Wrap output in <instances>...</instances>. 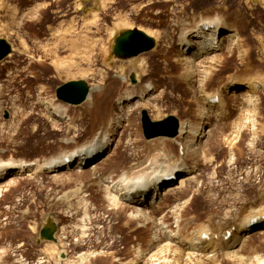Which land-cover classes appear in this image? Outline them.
<instances>
[{
	"label": "rangeland",
	"instance_id": "obj_1",
	"mask_svg": "<svg viewBox=\"0 0 264 264\" xmlns=\"http://www.w3.org/2000/svg\"><path fill=\"white\" fill-rule=\"evenodd\" d=\"M214 15H221L226 20L224 34L229 28L236 29L234 40L241 45V51L229 53V44H224L219 52L221 63L218 62L216 66L222 68L214 71L211 80L203 81L200 86L206 93L220 87L224 109L219 112L222 114H218V119L209 107L205 106L204 109L206 113H212L208 130L218 129L212 146V153L217 156L215 165L203 168L204 177L200 183H190L184 189V194L168 200L169 204H175L178 198H190L188 207H184L182 212V230L187 236L193 234L187 227H194L202 220L209 219L208 224L213 230V227L229 226L231 219L227 216H241L247 212L246 201L255 197L258 191L244 183L245 174L251 175L253 183L258 177H264V89L254 93L253 106L257 108V114L252 122H247L238 140V149L222 141L223 136L231 134L240 118L244 117L243 111L248 106L245 97H232L237 84L229 83L230 76L246 71L242 70L244 67L237 54H245L248 67L253 73L264 75V0H0V38L6 39L12 46L10 54L0 61V72L5 74L0 81V157L16 164L0 186V247L4 246L8 250L6 252L10 253L2 258L4 262L0 264H17L16 258L26 264L36 263L37 260L38 264L41 261V264H60L62 260L78 263L83 258H86L84 263L87 264L93 261L98 264H154L151 259L141 257L142 251H149V244L142 241L141 246H137L131 238L138 235L147 239L151 234L150 228L131 232V225L122 224L126 218L124 214H110L111 211L107 209L110 190L99 180L101 173L95 175L90 166L84 172L76 168L62 172L28 171L19 176L11 175L16 173L18 163L59 157L72 151L92 136L99 125L105 122L107 115L115 117L118 108L113 102L116 95L125 88L119 75H125L131 84H136L138 80L144 82L150 76L155 80L162 79V75H142L134 67L129 69L130 59L136 61L135 66H138L150 51L164 44V40L157 37L156 31H165L170 27L173 29L172 25L180 22V19H187L191 23L189 19L193 18L196 19L195 23ZM39 18L44 19L45 23H38L36 20ZM47 23H55V27L62 31L67 28L72 32V39H78L79 52L71 59L68 46H55L63 48L58 51L60 59L63 58L61 62L58 59V69L56 64H52L53 57L49 54L55 49L53 41H48L52 43L49 46L45 45L47 42H41L52 33L45 31L42 34ZM134 28L153 37L155 46L130 58L115 56L113 48L116 36L123 30ZM35 30L40 34L39 39ZM176 51H172L171 56L176 55ZM173 59L171 62L176 66L172 71L175 81L176 73L182 70ZM133 74H137L134 76L135 81L131 78ZM70 80H84L90 88L100 86L106 93L105 112L102 111L103 116H100L102 119H98L99 122L94 126L89 127L88 123L80 126L82 131L79 136H75L69 126L84 115L88 102L70 105L56 96L57 88ZM14 81L19 83L18 88L13 84ZM257 81L264 84V76ZM112 84L116 85L108 93V87ZM175 86L173 82L162 84V95L155 100L157 106L145 107L150 117L162 120L175 115L179 123L184 120L199 122L204 108L200 107V101H204L201 92L196 96L189 84L181 85L180 90ZM176 94L180 95L179 100L175 99ZM56 105L64 107L69 116L60 118L54 115ZM143 110L139 108L132 111L122 122L123 126H118L122 132L123 150L128 149L129 145H142L147 140L141 121ZM172 145V151L177 153V145ZM165 146L166 140H155L151 149L158 150ZM130 158L129 155H116L103 170L118 171L121 164L129 162ZM211 197H215L216 201L212 202ZM50 215H54L59 227L58 243L44 239L40 234ZM64 246L68 252L60 254V248L62 251ZM210 246L202 244L192 249L184 243L182 250L177 246L171 247L175 251L168 252L170 261L162 263L176 264L177 258V264H258L256 260L259 257L264 259V234H254L249 238L244 246L245 251L243 249V252L235 253L234 259L237 260L232 258L230 261L231 257L218 243H215L214 249ZM158 248L161 249V246L154 251H158ZM40 257L48 262L40 260L43 259Z\"/></svg>",
	"mask_w": 264,
	"mask_h": 264
},
{
	"label": "bare ground",
	"instance_id": "obj_2",
	"mask_svg": "<svg viewBox=\"0 0 264 264\" xmlns=\"http://www.w3.org/2000/svg\"><path fill=\"white\" fill-rule=\"evenodd\" d=\"M216 15L212 17H204L203 19L195 23L194 20L196 21V19L193 18L189 19V22L191 23H188L187 19H180V22L172 25L174 27L173 29L170 27L165 31H156L157 37L163 39L164 44L162 43V45L150 51L138 66H135L136 61H132L130 59L129 69H133L134 67V70L137 69V71L142 75H151L152 73L162 75V79L155 80L150 76L144 82H139L138 80L136 84L134 82V84H131L129 83L125 75H119V77L122 78L121 82L125 85V88L123 89V91L119 92V94L116 95V98L113 102L118 108V113L114 114L115 117L112 115H107V117L105 118V122L99 125V128L92 134V136L86 141L77 145L72 151L62 154L59 157L52 156L49 159L43 158L28 160L25 161V163H18L19 167L16 173L12 174L11 176H19L20 174L23 175L28 171L62 172V170L69 171L76 170V168L78 171L84 172L87 167L90 166L95 175L101 173V177L99 178V180L103 182V185L106 184L105 187L110 190L108 195L109 201H107V209L111 211L110 214H114L115 216L124 214L126 218L123 219L122 224L131 225V232H135L137 231V229L141 228H150L151 234L147 237V239L140 238L138 235L131 237L132 242L137 246H141L142 241H145V243L149 244V251H147L146 253L142 251V256L140 255L141 257H146L145 259H151L154 264H159L162 262L168 263L170 261L168 252L175 251L171 247L177 246V248L184 249L183 244L186 243L189 244L193 249L202 244H211L209 248L214 249L215 243H218L222 249L226 250V254L231 257L229 258L230 261L232 258L234 259L236 257L235 253H240V251L244 249L246 241L249 240V238H251L254 234H264L263 176L258 177L257 181L253 183L251 175L247 173L245 174L244 183L249 187L257 188L258 191L255 197L246 201V205L248 206L247 212H245L241 216H227V218L231 219V224H229V226L225 228H221L218 226L213 227V230L212 227L208 224V221L210 220L207 219L202 220L201 222L196 224L194 226L195 228L192 226H188L187 230L192 231L193 234L188 236L184 235V231L182 230V227L184 225L182 212L184 211V207H188L190 198L184 199L183 196L181 198H178V202H176L175 204L168 203V200L171 197H174L178 194H184V189L187 188L190 183H200L202 180L201 178L204 177L202 176V173L204 172L203 168L206 165H211L212 167V165H215V162L217 160V156L212 153V146L213 139L215 140L218 129L211 128L208 130V127L211 125L210 116L212 115V113H206V110L204 111V109L206 107H209V110H213L212 112L214 113V115H216V119H218V114H222L219 112L224 109L221 105V101L223 103L222 93L220 87L214 89V92H208L207 90L208 93H206L204 89H200V86L203 81H206L207 79L211 80V75L214 74V71L222 68V66L220 68L216 67L218 62L221 63L222 56L219 54V52L222 51V46L224 44H229V53H234L235 50H237L238 53L241 45L236 42V40H234L237 36L236 29L229 28L224 34V30H226L227 27V22L226 20L222 19L221 15ZM42 18H39L36 21L38 23H43L45 20ZM54 24L55 23H47L48 26H42L44 27L42 29V34H45L46 32L52 33L51 35H49V38H47V40H42L41 42H44V44L47 42L45 44L47 46H49L48 44L50 43H48V41H53L52 43L54 44V47L58 45L63 48L64 46H68V49L71 52V55L69 54V57L70 59L74 58L79 52L77 50L78 39H72V32L67 28H65L66 30L64 29V31H62L56 28ZM40 29L41 27L39 28V30ZM35 35L39 39L40 34H38L37 31L35 32ZM52 43L50 44L52 45ZM39 46H41V44ZM59 48L55 47V49L53 48L52 51L49 49L51 51V53L49 54H51L53 57L52 64H56V68L59 66V62H61L63 59L62 57L60 59V54L58 52ZM63 48L60 49L62 50ZM172 51H176L177 54L171 56L173 53ZM209 54H212V56H210ZM172 58H174V61L179 63V68H181L182 70L179 73H176L175 81L173 80L174 73L172 71L176 69V66L172 64ZM237 58L241 60L242 66L244 67L243 69H241L243 71L245 69L246 71H244L243 73L238 72L234 74L233 77H229L230 84H237L234 88L232 97H245V100L248 101V106L243 111L242 117H244L240 118V121L237 122L234 130L232 129V133L225 135V137L223 136L222 138V141L226 145L228 144L230 147H236V149H238L239 147L238 140L240 139V135L244 131V128L247 127V122H252V120H254L253 117L257 114V108L253 106L254 93L257 90L264 89V84L257 81L264 75H260V73L257 72H252L251 68L248 67L249 63L247 62L248 60L244 53L242 56L237 54ZM39 60L41 61V59H38V61ZM43 69L48 71L47 68ZM3 75L5 76L4 72H0V81H2V78L4 77ZM165 82L175 83V88L177 87V89L181 88V85L189 84L193 87V91H195L196 96L201 92L202 97H204V101H200V107L204 108H202L203 113L200 116L199 122H191L188 120L180 121L178 134L176 136H158L153 138H146L147 140H145L142 145H137L134 147H130L129 145L128 149L123 150V147L121 145L122 132L119 131L118 126H123L122 122L126 120V117L129 116L132 111H137V109L139 108H143L144 110H146L145 107H147V105H153L154 107L157 106V102H155V100H158L156 99L157 96V98L161 97V86ZM13 84L15 85V87H19V83H16L14 81ZM115 85L116 84H112L108 87V93H110ZM182 91L183 89H181V92ZM105 94L106 93L104 92L103 88L100 86H94L90 88L88 96L85 100L88 102V107L85 110L84 115L80 118L78 117L75 120L72 119V121H74L69 126L75 136H79L78 134L81 133L82 130L80 126L87 125V123L89 127L94 126L97 121L99 122L98 119H102L100 118V116L102 115V111L105 112L106 107ZM174 97L176 100L180 99L179 94H176ZM53 114L58 117L60 116V118L69 116L66 109L59 105L55 106ZM88 126L87 128H89ZM64 138L67 139L69 138V136H65ZM161 139L166 140L167 146L162 147L158 150H152V142ZM172 144L177 145V153H174L172 151ZM116 155H129V157L131 158L129 159V162L122 163L118 171L111 169L104 172L103 169L105 168V166H107L108 164L110 165ZM15 165L16 164L14 162L4 160L0 157V186L5 181L6 176H9L10 172H12V169L14 170L13 167H15ZM102 172L104 173L102 174ZM174 177L177 178L175 182ZM211 200L212 202H215L216 198L211 197ZM144 212L145 214H143ZM148 212H150V214L146 215ZM47 221L49 223L53 221L57 224V221L54 219V215H50ZM57 233L58 229L55 233V241L50 240L51 242L58 243ZM128 235L126 236V240H128ZM149 246L147 245V247ZM160 246L161 249L158 248V251H154L155 248ZM63 248L64 249H62V251L60 248V254L62 252L65 253V251L68 252L65 246ZM6 251L8 250L4 248V246L0 247L1 263L4 262L2 258L10 254ZM262 254L264 255V253ZM189 255L191 256V254ZM40 258H43L40 260H47L44 257ZM84 259L86 258L80 259L78 263L77 261L68 263L69 260H62L59 263L87 264L84 263ZM15 260V263L17 264H22L23 262V260L21 259L16 258ZM178 260L179 259L176 258V264ZM38 261L39 260H37L36 263L30 262V264H38ZM245 261H247L248 263V260L245 259ZM256 261V263L262 264L264 259L259 257ZM39 263L41 264L42 261ZM23 264L26 263L23 262ZM92 264H98V262L96 263L95 261H93ZM249 264L252 263L249 262Z\"/></svg>",
	"mask_w": 264,
	"mask_h": 264
},
{
	"label": "water",
	"instance_id": "obj_3",
	"mask_svg": "<svg viewBox=\"0 0 264 264\" xmlns=\"http://www.w3.org/2000/svg\"><path fill=\"white\" fill-rule=\"evenodd\" d=\"M155 46V39L139 28L121 31L115 39L114 54L120 58H130L142 52L151 50ZM12 51L11 44L0 38V61ZM135 81L134 74L131 76ZM90 87L84 80H70L61 84L56 90L58 99L70 104H81L88 96ZM143 132L146 138L158 136L173 137L178 134L179 120L175 115H169L162 120H153L147 110L142 111ZM58 226L55 222H48L41 228V237L55 241Z\"/></svg>",
	"mask_w": 264,
	"mask_h": 264
}]
</instances>
